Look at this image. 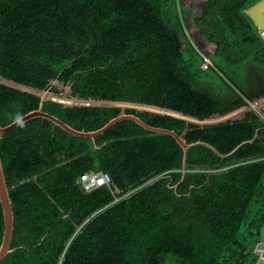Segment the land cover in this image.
<instances>
[{
	"label": "trees",
	"instance_id": "16d2710c",
	"mask_svg": "<svg viewBox=\"0 0 264 264\" xmlns=\"http://www.w3.org/2000/svg\"><path fill=\"white\" fill-rule=\"evenodd\" d=\"M192 1L189 24L181 0H0V126L37 110L43 92L60 96L54 81L72 98L199 119L263 98L264 39L246 13L261 0ZM42 110L85 132L132 114L222 155L257 138L226 159L196 146L183 175L176 141L132 121L92 141L30 120L0 141L14 216L0 264H255L261 113L200 126L134 108L48 100ZM91 173H107L110 186L84 192L79 177ZM3 228L0 205V244Z\"/></svg>",
	"mask_w": 264,
	"mask_h": 264
},
{
	"label": "water",
	"instance_id": "95a60500",
	"mask_svg": "<svg viewBox=\"0 0 264 264\" xmlns=\"http://www.w3.org/2000/svg\"><path fill=\"white\" fill-rule=\"evenodd\" d=\"M247 15L249 18L252 20L254 25L257 27L258 30L264 29V0L259 1L252 7H250L247 11ZM57 81L53 82V85ZM57 99H60V96H56L52 94L49 90L43 92L40 96V103L39 107L37 110H33L25 114L24 116L20 117L21 123H16L13 121L12 123L6 125V126H0V141L3 138V136L12 130L16 129L17 127L21 126L22 124L33 120V119H45L49 122H51L53 125L59 127L66 133L78 137V138H84V139H91L94 141V139L103 133H105L108 129H110L112 126L115 124L121 122V121H132L135 124H137L139 127L142 129L155 133V134H162V135H168L171 138H173L176 143L181 147L183 151V161H182V174L184 175L186 172V160H187V152L188 150L196 147V146H203L208 149H210L212 152H214L219 158L221 159H226L232 156L241 146L244 144H251L253 143L256 138L257 134L254 136L252 140L245 141L241 143L239 146L235 147L231 152H229L226 155H222L219 153L213 146L205 143V142H195V143H186L184 139H182L177 133H175L173 130H168V129H163V128H157L150 126L146 124L144 121H142L139 117L132 115V114H122L119 115L113 119H111L109 122H107L103 127L91 131V132H85V131H79L76 130L66 123L62 122L59 118L50 115L42 110L43 104L45 101H52L60 104H64L70 107H82V106H95V107H109V108H114V107H120V108H134L136 107V110L139 109L137 107H140V111H147L152 114H161V115H166V116H171L174 118H178L181 120H185L188 123L191 124H205L204 121L207 122V125H213V124H218L221 122H217V120H213L212 117H209L207 119H199L196 117H192L190 115H185L181 112H175L171 111L168 109H163L155 106H146V105H137V104H131V103H119V102H113V101H101V100H91V101H84L80 100L78 98H75L76 101L74 102H69V100L66 99V101H58ZM256 101H248L252 103H256ZM248 111L253 110L251 106H247ZM139 111V110H138ZM246 113V112H245ZM216 116V115H214ZM199 121L203 123H199ZM227 121V120H226ZM225 122V121H224ZM202 126V125H200ZM0 205L2 207V214H3V223H4V228H3V235H2V241L0 244V262L5 259V257L12 253L11 249V241H12V236H13V230H14V216H13V210H12V203L11 199L9 196V190L6 184V179L3 171V166H2V161L0 157Z\"/></svg>",
	"mask_w": 264,
	"mask_h": 264
},
{
	"label": "rangeland",
	"instance_id": "374dc122",
	"mask_svg": "<svg viewBox=\"0 0 264 264\" xmlns=\"http://www.w3.org/2000/svg\"><path fill=\"white\" fill-rule=\"evenodd\" d=\"M199 6L198 4L194 3L192 0H181V7H183L184 9H187V13H186V17L189 21L190 24V16H191V12L193 7H197ZM199 40V39H198ZM201 42V40L199 41ZM54 86L57 88V90L61 93L60 94V98H65L67 100H69L70 102H74L76 101L75 98H72L69 96V88L65 87L62 83L60 82H56L54 84ZM251 106L253 110L257 111L258 113H261L264 116V97L259 99L256 103H252V102H248L245 101V103L243 105H241L240 107L234 109L233 111L223 115V116H213L212 119L213 120H217V122H224L226 120H239L242 119L245 115V112L248 111L247 106ZM128 108V107H125ZM139 109L137 110H141L140 107H137ZM136 109V107H135ZM199 123H203L201 121H199ZM205 124H198V125H207V122L204 121ZM264 235V232H263ZM241 237V234H240Z\"/></svg>",
	"mask_w": 264,
	"mask_h": 264
},
{
	"label": "built area",
	"instance_id": "2783aa9c",
	"mask_svg": "<svg viewBox=\"0 0 264 264\" xmlns=\"http://www.w3.org/2000/svg\"><path fill=\"white\" fill-rule=\"evenodd\" d=\"M259 33L260 37L264 39V29L259 30ZM78 183L80 184L81 189L88 193L96 188L109 187L111 180L107 173H91L82 174L79 177ZM252 254L256 258L255 264H264V239L254 245Z\"/></svg>",
	"mask_w": 264,
	"mask_h": 264
},
{
	"label": "clouds",
	"instance_id": "9594fccd",
	"mask_svg": "<svg viewBox=\"0 0 264 264\" xmlns=\"http://www.w3.org/2000/svg\"><path fill=\"white\" fill-rule=\"evenodd\" d=\"M247 13V12H246ZM16 123H21V120H20V117L18 116L17 117V119H16V121H15ZM22 126V125H21Z\"/></svg>",
	"mask_w": 264,
	"mask_h": 264
}]
</instances>
